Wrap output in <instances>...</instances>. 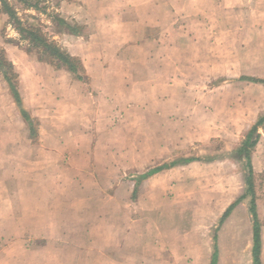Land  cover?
<instances>
[{
    "label": "crops",
    "instance_id": "0c3cea01",
    "mask_svg": "<svg viewBox=\"0 0 264 264\" xmlns=\"http://www.w3.org/2000/svg\"><path fill=\"white\" fill-rule=\"evenodd\" d=\"M67 1L76 3L84 11L79 15L76 12L80 10L77 9L70 11L69 15L70 20L81 22L91 31L84 47L128 44L121 31L125 24L111 25L106 8L100 5L91 11L87 10L88 0L82 4L76 0ZM192 1L181 0L180 4ZM208 3L221 12L212 21L208 16L210 12L202 14V8L198 7L204 28L222 32L233 29L251 31L255 36L252 47L256 52L249 55L256 56V68H253L254 73H248V76L244 73L237 81L242 85H254L248 88L252 90L249 95L256 99L257 124L264 116V0H256V7L248 9L244 0H208ZM155 8L164 11V3L156 1ZM188 8L192 12L195 6L190 4ZM172 9L168 12L177 14L176 8ZM100 10L105 15L98 18ZM205 10L212 11V7ZM225 14L235 19L232 25ZM180 19L178 15L176 22ZM160 24L162 21L158 16L150 25L134 29L145 31ZM172 28L176 32L181 25H172ZM144 42L139 43L135 39L130 44L142 46L146 45V40ZM221 44H227V38ZM123 55L117 53L107 58L97 54L91 61L84 60L92 91L86 93L84 85L72 82L70 88L81 89L77 94L72 93L78 100L75 104H71L73 101L60 91L55 97L56 104L40 107L37 106L39 103L31 105L24 99V106L41 121L45 131L40 144L30 145L35 149L28 154L24 155L17 149L22 135L13 133L11 139L8 131L14 124L21 128L20 114L16 119L6 116L4 121H0V264H255L252 209L260 225L259 258L264 264V206L259 203L257 193V184L264 169L260 171V165H256L264 161L262 156L258 157L264 155V150H257L264 144V124L258 127L260 138L251 152L254 201L253 195L247 191L246 161L236 154L226 159L218 156L197 158L164 169L138 184L136 179L139 175L119 181L118 175L126 173L127 169L119 170L113 163L102 162V152L97 143L104 136L85 135V128L80 132V138L88 137L93 142L91 146L79 144L74 134H66L68 127L63 123L60 127L64 129L59 134L47 133L52 129V121H118L116 116L120 117L119 121H126L127 110L118 106L110 96V79L114 75L112 65L118 69L117 77L124 78L122 64L127 59ZM78 57L82 59V56ZM244 77L260 82L244 81ZM20 81L22 90H25L21 74ZM58 84L60 86L56 88L65 86L61 82ZM212 92L207 93L210 95ZM94 94L98 96L90 99ZM49 97L53 102V91ZM147 104L144 102L141 106L145 114L150 110ZM105 156L111 160L109 153ZM228 162L231 163L227 165ZM219 174L225 175L227 181L221 189H218L222 180ZM211 177L217 181L213 182ZM67 218L76 221L75 227L80 231L78 236L75 229L65 228L66 224H62ZM85 220L92 221V231L86 228ZM88 235L92 238L91 244ZM74 236L82 237L78 242L80 245L69 246L67 251L60 248L54 253L48 252V245L52 246L55 239L66 240ZM33 240L47 242L30 251L27 243ZM22 248L29 249L22 252ZM36 252L46 253L47 260L22 262V257L26 256L22 253L30 255Z\"/></svg>",
    "mask_w": 264,
    "mask_h": 264
},
{
    "label": "rangeland",
    "instance_id": "374dc122",
    "mask_svg": "<svg viewBox=\"0 0 264 264\" xmlns=\"http://www.w3.org/2000/svg\"><path fill=\"white\" fill-rule=\"evenodd\" d=\"M84 1L87 0H76L78 4ZM156 1L164 3V11L155 8ZM180 1L88 0L87 10L95 11V8L101 5L102 8H106V16L110 15L111 25L122 24V22L125 24L123 28L120 26L122 33L126 35L124 38L128 44L125 46L110 44L111 46L84 47L83 44L91 35L88 28L82 36H78L81 38L74 39L70 37L71 34H59L56 22L47 15L35 11L28 12L37 16L35 25L42 26L46 33L54 37L73 55L82 56L83 63L84 60H93L97 54H103L108 58L122 53L124 54L122 57L127 59V62L122 64L125 68L122 74L124 78L117 77L118 69L112 65L114 75L110 79L112 81L110 96L118 106L127 110L126 121H119L118 116H116L118 121H52V129L47 131L52 135L59 134L60 130L64 129L60 127L63 123L68 127L66 134H74L76 140L80 141L79 144L89 146L93 141H89L88 137L80 138L82 130L86 128L85 135L91 134L92 137L104 136L105 138L99 139L97 143V148L102 152V162L113 163L119 170L127 169L126 173L118 172L119 181L144 174L148 169L160 167L166 163L187 159L186 157L218 156L217 158L226 159L229 155L236 154L238 146H241L248 131L256 124V99L249 95L252 90L248 88L254 85H242L239 80L237 81L238 77L244 73L247 74H244L245 76H248V73H254L253 68H256L254 57L256 56L249 53L256 52V48L252 47L255 36L251 31L233 29L222 32L219 29H206L203 27L204 23L200 18L201 10L198 7L202 8V14L210 12L208 16L212 21L217 19L221 11L214 9L208 0H193L184 4H180ZM244 1L247 9L256 7V0ZM67 2V0H48L49 13L55 11L69 21H71L70 11L78 9L80 11L76 13L84 14L83 9L76 3ZM190 4L195 6L192 12L188 8ZM62 6H64L63 11ZM172 7L176 8L180 21L176 22L177 14L168 12V9L171 11ZM206 7H212V11L205 10ZM17 8L23 15L24 11L21 7ZM105 13L101 14L100 10L98 18L103 17ZM225 15L228 16L226 18H229L232 25L235 19L231 15ZM158 16L162 21L159 27L146 28L145 31L134 29L140 25H150ZM3 18L0 20V46L5 48L8 58L22 76L26 88L22 90L21 87V92L27 102L30 101L31 105L39 103L37 106L40 105V107L50 103L56 104L55 97L60 91L68 97V100L73 101L71 104H75L78 100L72 93L77 94L81 92V89L70 88L72 82L84 85L86 93L92 91L90 82L86 84L76 81L64 70L57 74L50 65L39 63L35 57L29 56L25 51L26 45L18 43L19 35L11 25L5 23L6 18ZM179 24L181 28L175 32L172 25ZM141 33L143 38L140 36ZM226 38L227 44H221ZM135 39L139 43H145L146 40V45L130 44ZM59 82L67 88L65 89V86L63 89L56 88L60 86ZM210 90L214 92L209 95L207 92ZM51 91H53V102L49 97ZM96 96L98 95L94 94L90 99ZM205 97L208 99L206 100ZM36 99L38 100L35 101ZM144 102H148L147 107L150 108L148 114H145L141 108ZM19 114L8 84L0 75V121H4L6 116L16 119ZM30 115L32 116L31 113ZM32 117L39 122L34 138H30L29 128L23 119L21 128L18 124H14L8 129L11 139L13 133L22 135L17 149L24 155L35 149L30 145L40 144L39 141L45 133L41 121ZM70 124L72 125L69 127ZM261 149L264 150V144H261L257 150L261 151ZM107 153L111 155V160L105 156ZM261 156L264 158L263 154L258 157ZM263 162L256 163L260 165V171L264 169ZM230 163L228 162L227 165ZM218 177L222 178L218 185V189H221L225 187L224 184L227 181L224 178L225 175L219 174ZM211 179L213 182L217 181V178L211 177ZM257 187L259 203L264 206V173L260 174ZM69 218L62 224H66L65 228L70 226L71 230L75 229L78 236L80 231L75 227L76 221ZM83 223L88 231H92L91 220H85ZM90 234L92 235V232ZM81 238L74 236L66 240L65 238L55 239L52 246L48 245V252L54 253L60 248L66 250L69 246L80 245L78 242ZM91 240L89 236V244L92 243ZM33 241L27 243L30 251L47 242V240ZM25 249L29 248H22V252ZM22 254V262H43L48 256L46 253L37 252L30 254L31 256Z\"/></svg>",
    "mask_w": 264,
    "mask_h": 264
},
{
    "label": "trees",
    "instance_id": "16d2710c",
    "mask_svg": "<svg viewBox=\"0 0 264 264\" xmlns=\"http://www.w3.org/2000/svg\"><path fill=\"white\" fill-rule=\"evenodd\" d=\"M20 6L24 11L23 15L20 14L21 10L17 7ZM32 11L47 15L56 22L59 29L58 33L61 35L71 34L74 36H82L86 30L84 25L79 24L75 20L69 21L63 18L55 11L49 13L48 0H0V20L6 18L5 23L11 27L19 35L18 43L26 45L25 51L31 56L35 57L37 62L50 65L54 71H66L71 75L74 80L89 83L90 77L85 68L83 60L73 55L66 48L62 47L54 37L50 36L42 26L35 25L38 20L36 15L29 14ZM29 12V13H28ZM3 18V19H4ZM2 19V20H3ZM0 75L7 82L11 96L14 103L17 105L20 115L24 122L27 124L30 131V138H34L37 134L38 121L30 115L24 107V98L21 93L20 74L17 71L14 63L8 58L5 48L0 46ZM244 81L260 82L254 78H242ZM264 124V116L257 124L251 127L246 135V139L236 150V157L244 159L245 165L248 168V175L246 176V184L248 192L253 195L254 201V173L251 166V152L257 145L260 135L258 134V127ZM197 158L179 159L171 163H166L160 167L151 168L146 173L137 177L136 183H141L142 180L170 167L176 166L181 163L193 161ZM254 208V207H253ZM252 214L255 220V251L254 262L261 264L259 258L260 252V225L257 221V214L252 209Z\"/></svg>",
    "mask_w": 264,
    "mask_h": 264
}]
</instances>
